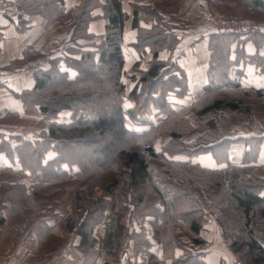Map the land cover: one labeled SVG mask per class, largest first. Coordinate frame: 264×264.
<instances>
[{"label": "trees", "instance_id": "trees-1", "mask_svg": "<svg viewBox=\"0 0 264 264\" xmlns=\"http://www.w3.org/2000/svg\"><path fill=\"white\" fill-rule=\"evenodd\" d=\"M125 1L81 0L71 10V20L59 28L61 54L25 55V61L36 57V63L43 57L46 67L35 69L33 89L16 97L25 116L39 117L47 127L29 137L0 136V155L7 162L0 164V223L6 209L29 228L39 220L55 222L51 229L62 223L59 233L79 239L75 249L84 264L97 259L119 264L120 251L129 248L134 255H150L152 241L161 245L162 259L151 254V264H197L201 256L193 250L206 241L199 212L209 210L220 214L218 231L224 239L232 238V252L247 264H264V179L255 172L264 137L231 136L232 121L225 114L241 112L250 119L255 106L244 101L252 94L264 98V89L247 90L239 82L242 63L254 65L264 77V56L246 55L240 40L264 31L211 30L206 35L210 84L196 112L206 133L186 146L197 127L163 129L176 113L175 100L190 97L188 73L179 64L188 47L182 32L186 27L151 5L131 3L129 14ZM30 3L19 7L22 15L40 13L47 27L63 20V0L62 8L61 0ZM253 5L264 8V3ZM97 9L99 16L94 14ZM100 18L107 21L105 32L89 33L90 24ZM128 21L136 31L131 65L124 50ZM27 29L28 22H20V32ZM225 91L240 92L242 99L205 100ZM64 113L68 115L62 121ZM151 136L168 139L164 152L146 143ZM205 154L209 162L203 161ZM178 155L186 158L179 162ZM70 187L74 192L66 217L58 215L59 203L38 205ZM99 226L100 241L94 233Z\"/></svg>", "mask_w": 264, "mask_h": 264}, {"label": "crops", "instance_id": "crops-1", "mask_svg": "<svg viewBox=\"0 0 264 264\" xmlns=\"http://www.w3.org/2000/svg\"><path fill=\"white\" fill-rule=\"evenodd\" d=\"M31 1L33 0H7L9 8L0 13V70H10L14 74L9 87H3L0 79V136H3L5 139H9V136L20 135L29 137L46 129L43 126H38L43 124H39L36 117H27L24 115L22 104L16 97L24 91L33 89L35 85L34 79L32 78L33 71L37 68H45L46 64L44 63L43 57H41L37 63L36 57H31L29 62L25 61L24 58L26 54L28 56V53L33 55L35 53H40L42 56L44 54H61L62 32L59 31V28L62 27L63 23H67L71 20V10L81 3V0H63V20L58 19L55 21V25H49V27H47L45 23L47 19L41 16L42 14L40 15V13L34 15H26L23 13L21 18L15 16L12 6L15 5L18 8L20 6L26 7L32 4L30 3ZM134 2L142 5H151L161 15H170L171 21H177L178 19H176V17L180 15L177 8L172 7V5L154 0H126L124 8L129 14L131 13L130 4ZM199 2L201 5L202 0H199ZM58 3L60 4V2ZM240 3H242V5L247 4L254 6V3L261 4L264 3V0H240ZM33 4L36 7L39 6L38 1ZM60 8H62V0ZM20 11L22 12V10ZM94 14L96 16L97 14L101 15V10L97 9ZM23 21L28 22V29L21 33L20 22ZM187 21L189 22V19ZM106 24L107 21L103 18L94 21L89 26V33L96 36L102 35L105 32ZM189 27L196 29L193 30L194 35H196H193L194 40L186 44L188 46L187 48L192 50V52L187 54L185 60L192 57V67L185 65V60L179 61V64L188 73L189 84H193L194 86V84L205 80L206 84L208 82L207 76L210 62V50L208 49L209 38H207L206 35L209 33L205 32V29L200 30V28H195L196 25L193 26L188 23L186 29ZM205 27H209L207 20L205 21V26L203 25V28ZM197 30H200V32H196ZM261 34L264 35V32H259V34L254 35L253 39H250L252 35L250 37L246 35L240 37V40L243 41L241 47L246 55L253 56L258 53L260 56H264V37L262 38L261 36L263 35ZM201 37L204 38L201 43L190 47L191 43L199 40ZM135 39L136 31L132 29L131 22L128 21L124 33V50L126 54L131 52L134 53L130 46ZM235 46L236 45H234V49ZM200 50L205 53L202 57L198 53ZM235 57L236 55L234 54L232 60H234ZM31 63H33V65ZM131 64L132 63H130V65ZM194 64L196 65L195 68H193ZM240 66L243 70L242 77L239 78L240 83L248 89H264V77L256 71L254 65H247L244 67L242 63ZM127 68L129 70L131 69L129 66H127ZM192 69L193 71H191ZM206 86L207 85L204 87L206 88ZM241 115L243 114L241 113ZM242 117L244 119V116ZM257 117L261 116L258 114ZM11 118L20 119L10 120ZM25 121H30L31 124ZM241 125L242 128L246 127L247 129H240V134L235 136L236 138H249L252 136L264 137V135L260 133L256 134L263 129L259 125V122H255V124L249 128L244 119ZM2 163L7 162L4 157L0 155V164ZM257 164L264 166V142ZM73 192V188L70 187L67 191L61 192L54 200H40L38 201V205L40 207H50L53 203H59L57 213L60 217H66L70 213L69 202ZM3 218V222L0 223V254L7 251H14V256L10 264H84L85 258L75 249L79 244V239L74 240L70 235L62 234V232L59 233V230H62V223H58L56 228L51 229L55 225V222L49 220L37 222L33 226H37V229L41 228V231L36 232L34 227L25 231L24 223L18 217L13 216L9 209L4 211ZM211 227L213 226H210V228ZM210 228H208V231ZM213 229H210V231L214 232V234L217 233L219 237V239L217 238L218 241L222 239L220 241L221 246L218 244L211 245V240L208 238L207 233L204 239L209 242V245L206 247L202 246V248L197 251H195L196 248L193 250L195 254L201 256L197 264H240L234 259V255L229 253V250L227 251L228 240L221 236L218 229L215 230V227ZM43 239H45V243L42 244L41 242ZM213 239L216 240V238H212V240ZM120 253L122 254V262L119 264H151V254L159 261L162 259V249L158 251L155 245L150 249L151 254L146 256L134 255L131 248L122 249ZM94 264L105 263L103 260L97 259Z\"/></svg>", "mask_w": 264, "mask_h": 264}, {"label": "rangeland", "instance_id": "rangeland-1", "mask_svg": "<svg viewBox=\"0 0 264 264\" xmlns=\"http://www.w3.org/2000/svg\"><path fill=\"white\" fill-rule=\"evenodd\" d=\"M165 2L169 5H172V7L177 8V10L180 12L179 17H176V19H178L176 21L177 24H181L182 26H186V27H187L188 23L192 24L193 26L196 25L195 28H200V30L205 29V32H207V33H211V30H213L211 28L212 25L209 23L211 20L213 22H218L219 24L223 23V22L238 24V23H241L243 21H251V22H255V23H264V9H260V8L254 7L252 5H247V4L242 5V3H240V0H202L201 5H200L199 0H166ZM199 5H200V8H199ZM97 16H99V14H97ZM188 19H189V22L187 21ZM206 20H207L209 27L203 28V25L205 26ZM193 30H196V29H193V27H189L188 29L183 28L182 32L185 33L183 40L186 44H189L190 41L194 40V36H196V35H194ZM200 30H197L196 32H200ZM191 52H192V50L187 48L186 49V55H185V57H183L180 60V62L185 60L187 54H190ZM198 53L200 54L201 57L205 54L201 50L198 51ZM127 56L129 57L130 63H133L136 60V55L132 52L128 53ZM184 64L192 67V57L185 60ZM195 67H196V65L194 64L193 68H195ZM191 71H193V69ZM231 79L232 80L234 79L233 75L231 76ZM205 81H201L200 83L194 84V86H193V84H190V91H189L190 97H187L184 100L183 99H179V100L176 99L175 100L177 104H175L173 106L175 107L174 110L176 113L174 115H171V117H169V119L167 120V122L165 123V125L163 127L164 131H166V132H171V131L184 132V131H187L188 129L197 127L195 129L196 130L195 133L185 140L186 146H188V145L191 146L193 143L197 142L200 138H202L201 136L203 134L206 133V126L200 122V120L196 114V112L200 111L202 108L199 104L202 103V101L204 100V97H205L204 95H205L206 90H205L204 86L210 84V80H208V82L206 84H205ZM130 88H131V85H129V89ZM245 89L248 90V88H246V87H245ZM213 98H215V99L221 98V99H224L225 101L230 102V101L236 100L235 98L242 99V94L240 92L225 91V92H221V93H217L215 95L209 96L205 100H210V99L213 100ZM244 102L246 104H251V105L255 106L254 115L252 116V118L249 119V118L244 116V119L246 120L247 127L250 128L253 124H255V122L256 123L259 122V125L263 129H261V131L256 133V134L260 133V134L264 135V98H257L255 96V94H252V95L248 96ZM194 104H196V105L194 106ZM181 108H184V109H181ZM225 114H227L231 118V121H232V124H231L232 128H231V132H230L231 136L235 137V136L239 135L240 129H247L246 127L242 128L241 122L244 121V119L242 117L243 115H241V112H232V111L227 110ZM258 114L261 117H257ZM67 115H68L67 113L62 114L60 120H62V121L66 120ZM36 118H37V121L39 124H43V125H38L39 127L40 126H43L45 128L47 127L46 122L42 121V119L39 117H36ZM25 122H29V124H31L30 121H25ZM243 124H245V123H243ZM159 135L160 134L157 133L156 138ZM155 140H154V137L151 136L148 139V142H146V143L151 145V146H154L156 152H159V153L164 152L165 151V145H166L168 139L161 137V138H158L156 140V142H155ZM185 158H186L185 155H178L175 157V160L180 162V160H184ZM202 159H204L203 160L204 162L210 161V157L208 154H205V156ZM258 164L255 167V169H256L255 172L259 178L264 179V166H260ZM213 193H217V192H213ZM42 208H44V207H42ZM58 209H59V204H57V210ZM210 216H214L215 220H211L209 218ZM199 217L205 223L204 224L205 228L203 227V229L201 231V237L203 239L206 238L207 233H208V238L211 240L210 241L211 245L212 244H214V245L218 244L219 246H221L220 241L222 239L220 241H218L219 237H218L217 233L214 234V232L210 231V229H213L214 227H215V230L218 229V224L220 222V214L218 212H215V211L202 210L199 212ZM40 221H45V220H39V222ZM258 225H259V223H258ZM210 226H213V227L210 228ZM24 228H25V231H27V229H29V227L26 225H24ZM208 228H210L209 231H208ZM260 228L264 230V227L260 226ZM35 231L36 232L41 231V228L37 229V226H36ZM94 233H95L96 238L100 241L101 236L103 234L102 226L96 227L94 229ZM212 238H216V240H214V239L212 240ZM231 240H232V238L228 239L229 243H228L227 251L229 250V253L233 254L234 252H232V250H231V243L233 242V240L232 241ZM41 243L43 244L45 242L42 240ZM152 245H153V247L155 245V247L157 248L158 251H160L162 249L161 245L159 243H157L156 241H152ZM208 245H209V242L205 241V244H203L201 246H197L198 248L196 247L195 251H197L198 249H201L202 246L206 247ZM236 249L238 250V246L236 247ZM238 252H240V251L238 250ZM233 255H234V259L238 263L247 264L238 256V253H236V254L234 253ZM121 256H122V254H121Z\"/></svg>", "mask_w": 264, "mask_h": 264}, {"label": "built area", "instance_id": "built-area-1", "mask_svg": "<svg viewBox=\"0 0 264 264\" xmlns=\"http://www.w3.org/2000/svg\"><path fill=\"white\" fill-rule=\"evenodd\" d=\"M9 8L7 4V0H0V13L6 11ZM12 10L16 17L22 15V12L19 10L17 6H12ZM212 25V29L220 32L222 34H230V33H250L253 31H264V23H255L251 21H243L241 23H218L213 22L212 20L209 22ZM13 72L10 70H0V79L3 87H9L11 84V80L13 78ZM211 220H215L214 216L209 217ZM14 256V251H7L3 254H0V264H10L12 258Z\"/></svg>", "mask_w": 264, "mask_h": 264}]
</instances>
